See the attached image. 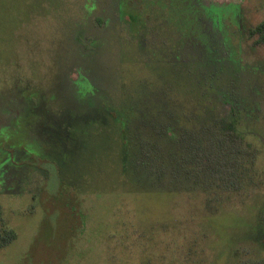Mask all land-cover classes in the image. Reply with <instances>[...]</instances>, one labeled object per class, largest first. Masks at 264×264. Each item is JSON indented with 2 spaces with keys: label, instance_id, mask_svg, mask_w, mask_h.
I'll list each match as a JSON object with an SVG mask.
<instances>
[{
  "label": "rangeland",
  "instance_id": "obj_1",
  "mask_svg": "<svg viewBox=\"0 0 264 264\" xmlns=\"http://www.w3.org/2000/svg\"><path fill=\"white\" fill-rule=\"evenodd\" d=\"M263 19L0 0V264L263 263Z\"/></svg>",
  "mask_w": 264,
  "mask_h": 264
},
{
  "label": "trees",
  "instance_id": "obj_2",
  "mask_svg": "<svg viewBox=\"0 0 264 264\" xmlns=\"http://www.w3.org/2000/svg\"><path fill=\"white\" fill-rule=\"evenodd\" d=\"M247 33L250 37L256 38L255 39L256 43L264 45V19L262 21H260L259 23H257L255 26L248 28ZM229 126H230L229 129L233 133V138H234V136L237 137V135H236L237 133H235L236 131H235L234 124L231 123ZM49 168L50 167H48V169ZM154 176H156L155 173H154ZM15 237H16V234H13L11 231L0 233V249L2 247H4L5 245L9 244L12 241V239H14ZM254 264H264V262L263 263H254Z\"/></svg>",
  "mask_w": 264,
  "mask_h": 264
}]
</instances>
